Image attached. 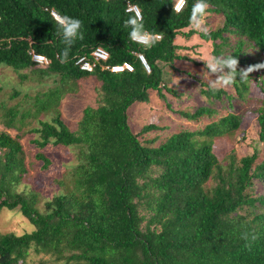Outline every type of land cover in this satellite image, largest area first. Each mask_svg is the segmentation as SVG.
I'll use <instances>...</instances> for the list:
<instances>
[{
    "label": "trees",
    "instance_id": "obj_1",
    "mask_svg": "<svg viewBox=\"0 0 264 264\" xmlns=\"http://www.w3.org/2000/svg\"><path fill=\"white\" fill-rule=\"evenodd\" d=\"M196 2L186 0L175 13V0H0V70L11 67L22 81L32 77L54 84L28 96L23 125H6L0 134V210L18 208L35 227L21 234L0 233V264H23L30 250L68 264H264V157L257 161L255 149L237 159L231 150L222 164L214 152L216 138L233 134L241 116L229 112L200 130H179L157 145L139 138L159 129L157 124L133 131L129 123L130 106L149 102V90L161 98L163 89L173 93L163 80L168 66L197 81L208 99L235 95L244 100L251 80L258 84V138L264 143V68L244 81L237 75L230 85L234 94L213 90L177 68L181 61L199 62L188 53L193 46L175 41L198 35L211 43L213 57H237L238 68L264 64V0H206V33L190 22ZM128 4L137 6L147 33L160 35L151 47L130 38L132 29L125 21L135 14L126 10ZM51 10L81 21L83 39L74 40L65 62L61 53L67 46ZM217 17L221 22L212 27ZM96 47L104 48L108 59L91 72L81 70L77 60L89 58ZM246 47L261 58L251 60ZM30 49L45 55L47 66H36ZM122 62L132 70L103 68ZM88 77L100 82L97 105H85L73 129L60 111L66 103L62 95L78 93ZM49 112L51 120L41 118ZM214 112L208 106L177 111L191 121ZM28 117L38 119V126L25 121ZM25 125L30 128L23 132L38 134L31 140L36 146L62 145L72 148L74 157L64 174L68 179L58 180L63 188L44 201L43 211L37 206L39 192L17 190L27 166L21 134L9 130L16 126L22 132ZM35 156L44 168L51 164L46 152ZM256 180L262 185L259 194H253Z\"/></svg>",
    "mask_w": 264,
    "mask_h": 264
},
{
    "label": "rangeland",
    "instance_id": "obj_2",
    "mask_svg": "<svg viewBox=\"0 0 264 264\" xmlns=\"http://www.w3.org/2000/svg\"><path fill=\"white\" fill-rule=\"evenodd\" d=\"M219 20L220 17L215 18L212 21V27H216ZM204 28H206V24L203 21L201 30ZM233 41H231V44H233ZM189 44H192L193 48L188 53L199 64L178 62L177 64L175 63L177 68L188 70L207 84H211L217 78V74H210L206 70V61L213 58L211 43L202 40L198 35H194ZM229 51V48H225L224 52L228 53ZM244 51L251 60L261 58L260 53L252 47H246ZM146 65L148 66V64ZM10 68L4 67L0 70V124L2 127L6 125H16L19 127V125H23L25 115L22 114V110L28 105L30 100L28 96L35 91L47 90L49 87H53L54 84L51 80L39 82L35 78L31 79L32 77L22 81ZM21 72L25 73L26 70ZM259 72V70H255L252 74H259ZM262 78L264 81V76ZM163 80L173 90V93L163 89L165 98H161L156 90H149V102L132 104L129 108L128 118L133 131H138L144 124L149 123L157 124L159 127V129L146 132L142 136L140 135L139 138L142 142L157 145L179 130H200L208 122L217 120L220 116L232 112L241 116V123L233 134L216 138L214 152L220 162L225 164L229 160L228 154L231 150H234L237 159L244 154L251 153L255 149L259 152L257 161H260L264 157V143L258 138L259 125L257 123L256 109L261 106L258 84L255 85V82L251 80V88L246 99L241 100L233 95V98L230 100L225 95H222L220 99H208L200 92L201 87L197 81H192L184 74H179L168 66L165 67ZM83 82L84 86L81 85L78 93H64L62 95L66 103L60 107V111L64 120L73 129L77 126L82 108L87 104L94 107L97 105L95 90L100 85V82L94 77H88ZM217 87L224 88L229 94H234L230 85H217ZM25 95L28 98L23 100ZM51 100L53 103L56 101L55 98ZM200 106H208L211 109H215V112L210 116H203L196 121L186 120L177 113L179 110L192 112ZM52 115L53 112H49L48 115H43L41 118L51 120ZM27 120L33 121V118L28 117L25 121ZM33 124L38 126V119L35 118ZM15 127L9 131L12 135L21 134L20 142L24 149V160L27 166V172L22 178V182L18 185L17 190L32 189L39 192L41 200L38 201L37 206L38 209L43 211L44 201L50 199L54 193L63 188L62 185L58 184V180H65V171L74 162L72 148L69 149L62 145H53L51 143L46 148L36 146L31 140L38 137V134L23 132V130H28L30 125L22 127V132L17 131ZM38 152H46L51 160V164L47 168H44L41 160L35 156ZM66 186L70 188L71 184L66 182ZM261 192L262 185L256 180L254 182L253 194ZM33 228H35L34 225L29 222L18 208L11 210L2 208L0 210V233L13 232L21 234L25 231L29 232ZM23 264L68 263L64 259L57 260L50 254L35 253L33 250H30Z\"/></svg>",
    "mask_w": 264,
    "mask_h": 264
},
{
    "label": "clouds",
    "instance_id": "obj_3",
    "mask_svg": "<svg viewBox=\"0 0 264 264\" xmlns=\"http://www.w3.org/2000/svg\"><path fill=\"white\" fill-rule=\"evenodd\" d=\"M185 4H186V0H175V3L173 4L174 5L173 12L180 13ZM207 7H208V5L206 3V0H197V2L193 5L191 16H190V22L194 25V27L197 30L202 29L203 17L205 15ZM52 17L56 21V23L58 24L59 30L62 33L63 41H64L65 45L67 46V47H65V49L61 53V57H62L61 62H65L67 60V57L69 54L68 48L71 46V44L74 42V40L77 38L83 39V35L79 31L81 28V21L79 19H76V18H70V17H66V16L62 17V16L58 15L57 13H55V11L52 13ZM125 26L126 27L130 26L132 29L130 32V38L134 42L141 43L146 47H151L155 42H157L160 39V37L158 35L149 34L144 30V26L142 23V17H141V13L139 12V10H136V15L134 17H130L128 20L125 21ZM203 31H205V33H206L207 29L204 28ZM31 52H33L35 54H39V55H42V54L37 53L32 49H30L28 51V53L30 54L32 62L35 63L36 66H47V64L41 65V64L33 61ZM43 56H45V55H43ZM143 57H141V59H143ZM37 59L42 60L43 57L37 56ZM88 59H91V54H90V57ZM48 61H49V59H48ZM102 62H104V61H102ZM99 63H101V62H99ZM238 65H239L238 58L231 56V55L221 56V57H213L212 59L207 60L206 61V70L210 74H217V78L211 82V85H210L211 88L213 90H215L217 85H224V86L231 85L234 83L237 75H239L241 80L244 81L247 79V77L253 71L260 69V68H264V64L251 65L245 69L238 68ZM105 66H108V65H103V68L111 71L109 68H106ZM145 69L148 70L147 68H145ZM91 71H88V72H91ZM121 71H126V70H121ZM112 72H116V71H112ZM3 129H5V128L3 127Z\"/></svg>",
    "mask_w": 264,
    "mask_h": 264
},
{
    "label": "built area",
    "instance_id": "obj_4",
    "mask_svg": "<svg viewBox=\"0 0 264 264\" xmlns=\"http://www.w3.org/2000/svg\"><path fill=\"white\" fill-rule=\"evenodd\" d=\"M126 10L127 11H133L134 14L136 15V10H138V8L134 4H128ZM53 12L54 11L51 10V14ZM153 35H158L160 37L159 34H153ZM31 55H32L33 61H35L41 65H46L49 62L48 59L43 55L35 54L33 52H31ZM137 55H138L140 61L142 62V64L144 65V67L149 70L148 66L146 65L147 63H146L143 55L140 53H137ZM37 56H41V57H43V59L38 60ZM141 57H143V59H141ZM107 58H108V52L101 47H96L91 52V59H88L85 56L80 57L77 60V64H79L80 69L85 70V71H91V70H93L94 66H96V64H98L99 62L107 60ZM105 67L109 68L111 71H121V70L131 71L132 70V66L127 62H123L120 65H112V66H105ZM2 130H4V129H3L2 125L0 124V134H1ZM2 151H3V148L0 144V155L2 154Z\"/></svg>",
    "mask_w": 264,
    "mask_h": 264
},
{
    "label": "crops",
    "instance_id": "obj_5",
    "mask_svg": "<svg viewBox=\"0 0 264 264\" xmlns=\"http://www.w3.org/2000/svg\"><path fill=\"white\" fill-rule=\"evenodd\" d=\"M178 40H180V41H182V42H180V41H178ZM191 40V39H190ZM190 40H185V39H183V38H181V37H177L176 38V42L177 43H179V44H182V45H186V46H190V45H192V44H189V41ZM181 63H183L182 61H181Z\"/></svg>",
    "mask_w": 264,
    "mask_h": 264
}]
</instances>
